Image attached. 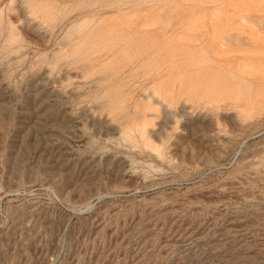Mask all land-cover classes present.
<instances>
[{"label": "rangeland", "instance_id": "obj_1", "mask_svg": "<svg viewBox=\"0 0 264 264\" xmlns=\"http://www.w3.org/2000/svg\"><path fill=\"white\" fill-rule=\"evenodd\" d=\"M0 264H264V0H0Z\"/></svg>", "mask_w": 264, "mask_h": 264}, {"label": "bare ground", "instance_id": "obj_2", "mask_svg": "<svg viewBox=\"0 0 264 264\" xmlns=\"http://www.w3.org/2000/svg\"><path fill=\"white\" fill-rule=\"evenodd\" d=\"M12 36H13V35H12ZM103 105H104V104H103ZM137 115H138V114H137ZM124 116H125V114H124ZM127 116H129V115H127ZM140 116H141V115H138L139 118H140ZM138 117H137V118H138ZM141 117H142V116H141ZM145 117H146V116H145ZM125 118H126V116H125ZM128 118H130V117H128ZM143 118H144V117H143ZM134 119H135V118H134ZM126 124H127L128 126L131 125V123H130V124L126 123ZM119 125H120V124H119ZM133 125H135V124H133ZM136 125H137V124H136ZM122 126H123V125H122ZM139 126H140L139 128L142 127L140 124H139ZM129 127H130V126H129ZM135 128H136V127H135ZM142 128H143V127H142ZM142 128H141V129H142ZM121 129H122V128H121ZM125 129H127V128H125ZM136 129H137V128H136ZM143 129H144V128H143ZM143 129H142V130H143ZM128 130H130V128H128ZM139 130H140V129H139ZM139 130H138V131H139ZM142 130H141V131H142ZM124 131H125V130H124ZM131 131H132V130H131ZM135 131H136V130H135ZM145 131H146V130H145ZM145 131H144V132H139V133H143V134H145V133H146ZM136 133H137V132H136ZM124 134H125V133H124ZM128 134H129V133H128ZM126 135H127V134H126ZM129 135H130V134H129ZM129 135H128V139L130 138ZM141 135H142V134H141ZM141 135H139V136H141ZM130 136H131V135H130ZM139 136H138V137H139ZM147 136H148V135H147ZM124 137H125V135H124ZM124 137H123V138H124ZM131 137H132V136H131ZM142 137H143V136H142ZM132 138H133V137H132ZM148 138H149V137H148ZM140 139H144V137H143V138L140 137ZM121 140H122V139H121ZM124 140H127V139L124 138ZM149 140H150V138H149ZM136 141H137V140H136ZM145 141H146V140H145ZM130 142H132V141H130ZM142 142H144V141H142ZM145 143H146V142H145ZM146 145H147V144H146ZM151 146H152V145H151ZM148 147H149V146H148ZM156 149H157V148H156ZM157 150H158V149H157ZM155 153H156V152H155ZM157 156H159V155H157ZM162 179H163V178H162ZM162 179H161V181H164L165 178H164L163 180H162ZM169 179H170V178H169ZM158 183H159V182H158ZM161 183H163V182H161ZM166 183H167V181H166ZM199 183H200V182H199ZM164 184H165V183H164ZM171 184H172V182H171ZM155 185H156V184H155ZM191 186H192V185H191ZM191 188H192V187H191ZM196 188H197V187H196ZM185 189H186V188H185ZM195 193H196V191H195ZM163 194H165V193H163ZM168 194H169V193H168ZM189 194H190V192H189ZM196 194H197V193H196ZM179 195H181V194H179ZM179 195H177V196H179ZM182 195H183V194H182ZM161 196H163V195H161ZM184 196H185V195H184ZM203 197H204V196H203ZM168 201H169V200H168ZM168 208H171V207H168ZM172 208H173V207H172Z\"/></svg>", "mask_w": 264, "mask_h": 264}]
</instances>
